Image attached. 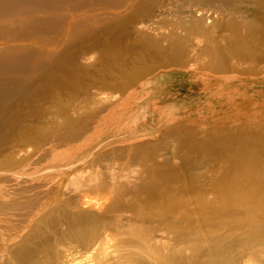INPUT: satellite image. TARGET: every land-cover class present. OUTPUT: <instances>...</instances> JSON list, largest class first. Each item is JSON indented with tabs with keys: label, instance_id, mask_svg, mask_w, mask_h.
I'll return each instance as SVG.
<instances>
[{
	"label": "bare ground",
	"instance_id": "bare-ground-1",
	"mask_svg": "<svg viewBox=\"0 0 264 264\" xmlns=\"http://www.w3.org/2000/svg\"><path fill=\"white\" fill-rule=\"evenodd\" d=\"M178 2L186 11L167 29L204 44L191 53L204 62L186 76L187 91L215 90L213 76L264 82V0H0V264H264V117L204 139L176 130L175 151L157 162V142L119 152L107 136L134 84L157 68L120 66L105 80L96 77L103 56ZM141 41L160 68L192 59L183 36ZM135 156L132 188L134 173L95 169ZM86 168L83 185L71 187Z\"/></svg>",
	"mask_w": 264,
	"mask_h": 264
},
{
	"label": "rangeland",
	"instance_id": "rangeland-1",
	"mask_svg": "<svg viewBox=\"0 0 264 264\" xmlns=\"http://www.w3.org/2000/svg\"><path fill=\"white\" fill-rule=\"evenodd\" d=\"M176 6L170 15L157 20L156 25L135 27L129 32L128 38L117 41L113 49L103 56L101 65L104 72L101 70L99 76L96 74V77L105 80L108 79L107 71L109 70L119 77L117 68L120 66H125L133 72L141 70L145 66L157 68L142 81L134 84V88L130 91L131 99L127 102L125 110L119 111V115L110 123L107 136L113 135V137L119 139L115 140L116 143L112 145L114 150L121 152L125 146L130 144L147 147L153 142H157L161 150L154 154V161L156 159L161 160V158L170 159L175 151L173 147L176 139L169 137V134L174 133L176 130H192L196 133L198 139H204V131H223L234 128L236 125L230 126V121H238V123L250 121L253 126H256L259 124L258 121L252 119L242 120L243 117L248 118L253 115L264 117V111H260L264 107V82L251 83L250 77L209 76L217 81L215 90L197 92L200 86L190 90L191 92L185 89L184 80L186 76L196 74L200 64L204 62L199 60L198 54L193 55L194 51L202 49L204 44L198 42L195 33L190 34L167 29L171 23L179 18L180 14L186 11L183 2H178ZM213 33L224 35L225 38L230 36L227 30H215ZM168 35L183 36L186 40H189L185 44V49L190 53L189 56L192 59L184 62L179 69L160 68L159 56L141 41L143 36H147L152 41L161 42L162 38ZM160 45L164 46L165 44L161 42ZM191 53H193L192 56ZM226 56L229 69L239 72L244 67L238 65L231 54L226 53ZM94 60L95 56H92L83 63L92 66ZM256 70L262 71L261 67ZM82 82L87 88L90 84V78L88 76L83 77ZM254 85H256L255 88H253ZM245 86H253L251 87L253 89H245L247 88ZM119 98L120 96L116 95L111 101H117ZM125 111L126 115H124ZM104 122L105 118L101 120V123L104 124ZM256 128L258 127H253V131L257 132L259 130V128L255 130ZM177 154L181 153L177 152ZM138 158L139 156H135L126 166L121 165L120 162H113L111 159L107 162L97 161L94 165L98 166L95 168L96 170L105 171V168H109V172L117 175L134 173L127 180V185L132 188L140 184V180L135 177L141 171V162ZM174 162L179 163L178 161ZM150 164L151 162L147 163L146 166ZM90 172L91 170L88 168L74 172L69 178L70 181L73 178L75 179L71 187L82 186L83 181L89 176ZM63 249L64 247H60V250Z\"/></svg>",
	"mask_w": 264,
	"mask_h": 264
}]
</instances>
